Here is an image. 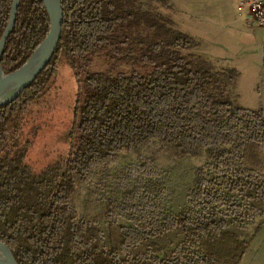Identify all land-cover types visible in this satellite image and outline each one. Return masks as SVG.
I'll return each instance as SVG.
<instances>
[{
	"label": "trees",
	"instance_id": "1",
	"mask_svg": "<svg viewBox=\"0 0 264 264\" xmlns=\"http://www.w3.org/2000/svg\"><path fill=\"white\" fill-rule=\"evenodd\" d=\"M62 35L48 66L13 102L0 107V240L19 264H240L254 235L248 225L264 211V109L237 106L240 72L195 51L200 42L141 0H61ZM13 0H0V38ZM50 29L41 0H21L0 62L21 67ZM100 50L142 62L148 73L88 72L77 101L79 138L66 164L36 171L26 162L29 142L21 115L67 62L85 70ZM77 76V75H76ZM154 140L185 155L208 153L198 184L178 213L164 211L168 190L146 180L115 211L132 225L104 234L79 220L77 186L124 151L138 153ZM142 172L153 175L150 164ZM179 240L165 252L162 242ZM165 255L162 257V254Z\"/></svg>",
	"mask_w": 264,
	"mask_h": 264
},
{
	"label": "rangeland",
	"instance_id": "2",
	"mask_svg": "<svg viewBox=\"0 0 264 264\" xmlns=\"http://www.w3.org/2000/svg\"><path fill=\"white\" fill-rule=\"evenodd\" d=\"M141 5L146 10L171 17L178 29L195 37L200 42L196 52L211 60H222L239 70L234 99L237 106L264 109V74L260 55L251 45L233 47L234 37L228 36L231 33L222 28L216 12H211L209 7L213 4L210 0H141ZM245 16L246 11L239 6L237 11L235 5L230 22L225 26L238 23ZM150 69L142 62L106 50L96 53L85 70L79 68L74 71L67 62L60 63L58 73L49 81L43 95L19 119L21 139L30 144L26 162L36 171L57 163L66 164L71 148L79 138L75 128L76 108L78 99L83 103V81L88 72L116 75L133 71L148 73ZM262 154L264 158V145ZM209 159L208 153L185 155L159 140L150 142L138 153L124 151L110 166L98 168L89 182L77 186L71 198L78 219L94 220L104 234L120 224L132 225L118 211L112 217L108 215L112 208L109 200L121 204L128 192L143 186L146 180H157L168 190L164 211L178 213L186 204L190 190L198 184L197 170ZM144 163L154 168L153 175L142 172ZM263 215L264 211L255 223L248 225L242 233L243 239L251 236L256 224L262 223ZM178 240L177 234L169 235L162 242L165 252L172 249Z\"/></svg>",
	"mask_w": 264,
	"mask_h": 264
},
{
	"label": "water",
	"instance_id": "3",
	"mask_svg": "<svg viewBox=\"0 0 264 264\" xmlns=\"http://www.w3.org/2000/svg\"><path fill=\"white\" fill-rule=\"evenodd\" d=\"M21 0H13L9 21L0 38V59L13 30ZM50 18V29L28 60L13 72L6 73L0 62V107L13 102L48 66L62 35L63 6L61 0H41ZM0 264H19L7 244L0 240Z\"/></svg>",
	"mask_w": 264,
	"mask_h": 264
},
{
	"label": "crops",
	"instance_id": "4",
	"mask_svg": "<svg viewBox=\"0 0 264 264\" xmlns=\"http://www.w3.org/2000/svg\"><path fill=\"white\" fill-rule=\"evenodd\" d=\"M240 1L241 0H210L213 6L209 8H211V12H216V19L219 22H222V28L231 33L228 36L234 37L235 43L233 47L238 48L246 45H251L255 47L254 52H257V45L264 40V29L262 27L258 26L254 22H250L247 15L245 16V18H240L238 23H235L233 25L230 24L231 26H225L227 22H230V18L232 16V13L234 12L235 5L237 6L238 11ZM213 61L219 62L223 66H229V64H226L222 60ZM240 264H264V215L261 227L254 235L250 243V247L245 253Z\"/></svg>",
	"mask_w": 264,
	"mask_h": 264
},
{
	"label": "built area",
	"instance_id": "5",
	"mask_svg": "<svg viewBox=\"0 0 264 264\" xmlns=\"http://www.w3.org/2000/svg\"><path fill=\"white\" fill-rule=\"evenodd\" d=\"M239 8L246 11L250 22H254L264 29V0H241ZM257 52L261 59V69L264 73V40L257 45Z\"/></svg>",
	"mask_w": 264,
	"mask_h": 264
}]
</instances>
